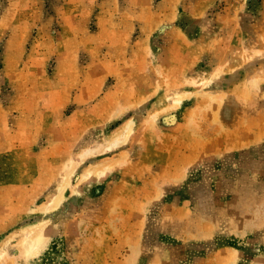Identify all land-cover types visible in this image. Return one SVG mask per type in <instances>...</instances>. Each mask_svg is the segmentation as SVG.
I'll return each instance as SVG.
<instances>
[{
    "label": "rangeland",
    "instance_id": "obj_1",
    "mask_svg": "<svg viewBox=\"0 0 264 264\" xmlns=\"http://www.w3.org/2000/svg\"><path fill=\"white\" fill-rule=\"evenodd\" d=\"M0 264H264V0H0Z\"/></svg>",
    "mask_w": 264,
    "mask_h": 264
},
{
    "label": "bare ground",
    "instance_id": "obj_2",
    "mask_svg": "<svg viewBox=\"0 0 264 264\" xmlns=\"http://www.w3.org/2000/svg\"><path fill=\"white\" fill-rule=\"evenodd\" d=\"M104 173V172H103ZM61 191V190H60ZM50 230V229H49ZM49 230L48 231H37V233L36 234H34V236L32 237V239L31 240H29V245H28V248H30V249H35L36 251H37V249L41 246H43V244H45L46 242H47V238L46 237H49L50 235L49 234H51V231L49 232ZM33 231L34 230H31L30 231V234L31 233H33ZM36 231V230H35ZM48 235V236H47ZM43 248V247H42ZM35 250L33 251V253L35 252ZM24 251H25V249H24ZM26 251H27V249H26ZM25 251V252H26ZM28 251H29V249H28ZM24 252V253H25ZM32 252V251H31ZM28 253V252H27ZM31 255H33V254H31ZM28 256V255H27Z\"/></svg>",
    "mask_w": 264,
    "mask_h": 264
}]
</instances>
